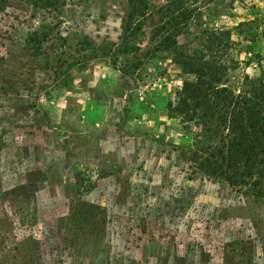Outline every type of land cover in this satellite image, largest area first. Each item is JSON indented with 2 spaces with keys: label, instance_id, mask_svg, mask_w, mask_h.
I'll list each match as a JSON object with an SVG mask.
<instances>
[{
  "label": "rangeland",
  "instance_id": "obj_1",
  "mask_svg": "<svg viewBox=\"0 0 264 264\" xmlns=\"http://www.w3.org/2000/svg\"><path fill=\"white\" fill-rule=\"evenodd\" d=\"M50 2L0 0V264H264V178L170 111L211 33L220 87L264 78V0Z\"/></svg>",
  "mask_w": 264,
  "mask_h": 264
},
{
  "label": "trees",
  "instance_id": "obj_2",
  "mask_svg": "<svg viewBox=\"0 0 264 264\" xmlns=\"http://www.w3.org/2000/svg\"><path fill=\"white\" fill-rule=\"evenodd\" d=\"M57 5L64 0H48ZM129 17L143 14L144 0H129ZM222 40L210 34L212 59L193 64L187 73L194 79L183 83L181 97L170 111L184 117L188 122L199 120L202 124L218 117L223 112L228 129L235 139L230 144L212 147L214 160L207 173L222 178L232 185L244 183L254 175L264 178V78H246L250 90L248 95L236 96L225 87H220L223 67L217 65L213 53ZM225 48L228 44L223 43Z\"/></svg>",
  "mask_w": 264,
  "mask_h": 264
}]
</instances>
